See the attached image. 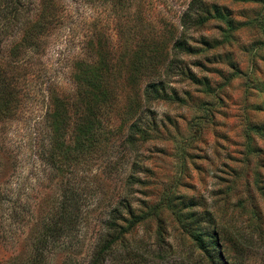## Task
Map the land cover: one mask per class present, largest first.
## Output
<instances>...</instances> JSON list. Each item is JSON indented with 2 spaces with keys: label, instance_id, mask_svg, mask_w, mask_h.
Here are the masks:
<instances>
[{
  "label": "rangeland",
  "instance_id": "374dc122",
  "mask_svg": "<svg viewBox=\"0 0 264 264\" xmlns=\"http://www.w3.org/2000/svg\"><path fill=\"white\" fill-rule=\"evenodd\" d=\"M187 1L21 0L20 19L8 27L7 44L0 51L8 56L10 41L20 42L23 31L40 21L44 29L37 27L36 46L19 50L29 63L18 68L56 73L60 91L69 92L67 73L76 59L96 54L97 41L103 46L101 52L120 55L125 52L124 40H159L165 24H177ZM204 3L219 8L233 24L229 27L224 21L210 20L204 28L186 34L195 50L181 58V65L196 80L175 79L171 87L179 101L151 105L152 115H148L155 118L157 129L140 148L143 173L139 175L144 185L133 186V207L140 209L144 199L150 206L168 198L182 204L194 201L197 213L209 211L218 225L232 228L235 235L228 239L232 247L228 243L226 247L235 264H264V0ZM111 114L117 122L120 117ZM24 123L14 124L10 132L25 136L31 131L32 137L38 136L37 127L31 130L32 122ZM27 149L15 168L0 167L1 196L7 194L18 201L16 211L22 217L17 226L7 211L11 204L0 202V264H16L25 257L27 233L36 227L37 202L49 193L46 185V189L39 185L43 177L36 176V156L31 146ZM127 157L126 168L119 167L113 174L120 195L134 159L133 154ZM107 184L104 180L105 188ZM118 194L110 195L113 204ZM84 198L90 202L93 197ZM158 214L159 218L151 217L137 226L128 239L155 251L154 233L161 223L176 253L164 260L148 258L143 264H193L187 259L191 240L181 232L174 214L162 204ZM65 254L55 253L50 264L61 263Z\"/></svg>",
  "mask_w": 264,
  "mask_h": 264
},
{
  "label": "trees",
  "instance_id": "16d2710c",
  "mask_svg": "<svg viewBox=\"0 0 264 264\" xmlns=\"http://www.w3.org/2000/svg\"><path fill=\"white\" fill-rule=\"evenodd\" d=\"M20 1L0 0V49L7 44L8 27L20 17ZM205 1L217 0H188L177 24H165L159 40H124L125 52L120 55L101 52L103 46L97 41L96 56L76 59L67 73L69 92L60 91L56 73L18 68L29 63L19 50L36 46L37 33L44 29L40 21L23 31L20 42L10 41L8 56L0 51V167L15 168L30 150L24 151L26 146H31L39 169L36 176L43 177L39 185L49 190L37 202L35 231L29 229L26 255L16 264H50L57 252L66 253L59 264H143L148 258H170L176 251L161 223L154 233L155 251L128 239L141 223L159 218L160 204L174 214L181 232L191 240L189 262L235 264L226 247L231 243L229 236L235 235L232 228L218 225L209 211L197 213L194 201L182 204L168 198L150 206L144 199L138 210L132 202L133 186L144 185L139 175L143 173L140 148L157 129L155 118L149 117L151 105L179 101L171 87L175 79L196 80L191 70L181 65V58L195 50L186 34L204 28L210 20L224 21L229 27L233 24L216 6L208 8ZM121 94L124 97L120 99ZM111 113L120 117L117 122ZM25 121V126L32 122L31 130L39 129L38 136L32 137L31 131L25 136L10 132L14 124ZM132 154L120 195L113 174L119 167L126 168L127 155ZM104 180H108L107 188ZM115 192L118 196L113 204L110 195L116 196ZM1 194L0 190V202L11 204L7 209L11 221L20 226L18 201ZM84 197L93 198L88 202ZM104 199L107 203L102 205Z\"/></svg>",
  "mask_w": 264,
  "mask_h": 264
}]
</instances>
